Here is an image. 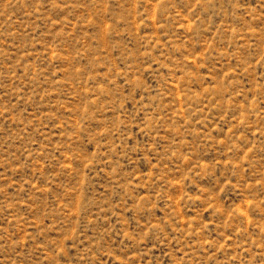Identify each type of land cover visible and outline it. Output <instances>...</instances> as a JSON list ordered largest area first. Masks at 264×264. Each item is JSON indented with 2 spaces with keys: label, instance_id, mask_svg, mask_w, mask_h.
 I'll return each instance as SVG.
<instances>
[{
  "label": "rangeland",
  "instance_id": "1",
  "mask_svg": "<svg viewBox=\"0 0 264 264\" xmlns=\"http://www.w3.org/2000/svg\"><path fill=\"white\" fill-rule=\"evenodd\" d=\"M0 264H264V0H0Z\"/></svg>",
  "mask_w": 264,
  "mask_h": 264
}]
</instances>
